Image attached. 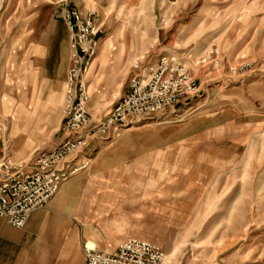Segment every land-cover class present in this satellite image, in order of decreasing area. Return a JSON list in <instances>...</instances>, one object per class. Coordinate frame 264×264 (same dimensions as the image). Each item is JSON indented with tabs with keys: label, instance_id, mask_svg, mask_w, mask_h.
<instances>
[{
	"label": "rangeland",
	"instance_id": "374dc122",
	"mask_svg": "<svg viewBox=\"0 0 264 264\" xmlns=\"http://www.w3.org/2000/svg\"><path fill=\"white\" fill-rule=\"evenodd\" d=\"M69 8L94 13L102 29L86 74L93 120L127 93L148 51L175 55L198 84L165 114L88 138L93 155L134 131L154 161L140 171L149 181L124 183L154 195L139 198V227L98 221L108 238L84 245L114 252L134 233L162 248L164 264H264V0H0V157L14 163L63 139L67 84L41 116L58 99H42L51 91L40 92L36 70L44 88L43 47L58 43Z\"/></svg>",
	"mask_w": 264,
	"mask_h": 264
},
{
	"label": "built area",
	"instance_id": "2783aa9c",
	"mask_svg": "<svg viewBox=\"0 0 264 264\" xmlns=\"http://www.w3.org/2000/svg\"><path fill=\"white\" fill-rule=\"evenodd\" d=\"M69 31L71 66L64 106L63 139L38 151L29 163H14L9 153L0 157V219L23 229L32 213L46 208L62 185L85 170L91 156L89 137L113 138L125 125L157 117L192 96L196 79L175 55L160 54L153 60L148 51L135 65L138 72L127 93L103 117L93 120L86 74L98 52L101 25L94 13L69 8L63 12ZM100 134V135H99ZM91 142V141H90ZM84 157L85 161L79 162ZM86 264H164L165 254L154 242L131 237L115 252L84 246Z\"/></svg>",
	"mask_w": 264,
	"mask_h": 264
},
{
	"label": "crops",
	"instance_id": "0c3cea01",
	"mask_svg": "<svg viewBox=\"0 0 264 264\" xmlns=\"http://www.w3.org/2000/svg\"><path fill=\"white\" fill-rule=\"evenodd\" d=\"M49 32V37L55 35L53 29ZM58 36L56 45L43 47L44 59L50 62L42 72L44 88L36 70L40 92L51 91L49 96L41 93L42 99L45 101L52 95L58 99L43 109L41 116L51 115L49 108L58 105L65 94L72 51L67 28ZM167 123V119L159 122ZM133 134L134 131L125 132L111 147L98 145L93 155L87 152L92 156L88 167L65 182L46 208L34 211L23 229L0 219V264H86L85 242L108 238V229L98 232V221H106L101 228L114 226L121 231L139 227V198L153 196L154 190L133 187L134 184H125L124 180L145 178H140V171L145 163L149 169L154 159L149 153L141 155ZM83 160L84 157L79 162ZM111 173L113 178L105 177ZM131 237L146 240L134 233L126 239Z\"/></svg>",
	"mask_w": 264,
	"mask_h": 264
}]
</instances>
